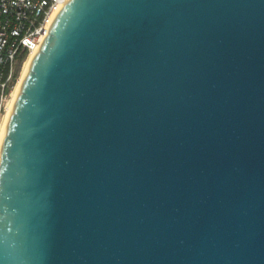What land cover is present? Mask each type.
<instances>
[{
    "label": "water",
    "instance_id": "obj_1",
    "mask_svg": "<svg viewBox=\"0 0 264 264\" xmlns=\"http://www.w3.org/2000/svg\"><path fill=\"white\" fill-rule=\"evenodd\" d=\"M0 264H264V0H68L1 147Z\"/></svg>",
    "mask_w": 264,
    "mask_h": 264
},
{
    "label": "built area",
    "instance_id": "obj_2",
    "mask_svg": "<svg viewBox=\"0 0 264 264\" xmlns=\"http://www.w3.org/2000/svg\"><path fill=\"white\" fill-rule=\"evenodd\" d=\"M67 1L0 0V119L18 81L15 65L19 53L39 51Z\"/></svg>",
    "mask_w": 264,
    "mask_h": 264
},
{
    "label": "bare ground",
    "instance_id": "obj_3",
    "mask_svg": "<svg viewBox=\"0 0 264 264\" xmlns=\"http://www.w3.org/2000/svg\"><path fill=\"white\" fill-rule=\"evenodd\" d=\"M37 52L38 50L32 51L30 54L27 55L28 57L26 58V60H24L21 73L18 77V81L16 82L13 88L11 97L8 102L7 109L0 119V152H1V147L3 144L4 138H5V135H6L7 126L11 118V114L13 112L14 104L20 94L22 83L29 73L30 64Z\"/></svg>",
    "mask_w": 264,
    "mask_h": 264
},
{
    "label": "trees",
    "instance_id": "obj_4",
    "mask_svg": "<svg viewBox=\"0 0 264 264\" xmlns=\"http://www.w3.org/2000/svg\"><path fill=\"white\" fill-rule=\"evenodd\" d=\"M27 55V52L26 51H21L17 57V60H16V65H15V73L16 75H19V72H20V69H21V65L23 63V60L25 59Z\"/></svg>",
    "mask_w": 264,
    "mask_h": 264
},
{
    "label": "rangeland",
    "instance_id": "obj_5",
    "mask_svg": "<svg viewBox=\"0 0 264 264\" xmlns=\"http://www.w3.org/2000/svg\"><path fill=\"white\" fill-rule=\"evenodd\" d=\"M27 57H28V56H26L24 60H26ZM23 62H24V61H23ZM22 66H23V63H22V65H21V69H20L19 75H20V73H21Z\"/></svg>",
    "mask_w": 264,
    "mask_h": 264
}]
</instances>
